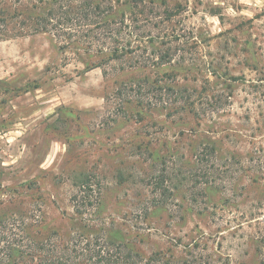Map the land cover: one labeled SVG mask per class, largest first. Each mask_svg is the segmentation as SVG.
Returning a JSON list of instances; mask_svg holds the SVG:
<instances>
[{"label":"rangeland","instance_id":"obj_1","mask_svg":"<svg viewBox=\"0 0 264 264\" xmlns=\"http://www.w3.org/2000/svg\"><path fill=\"white\" fill-rule=\"evenodd\" d=\"M155 4L161 18L142 20L140 31L128 23L142 37L132 48L149 54L152 37L179 48L161 73H176L191 102L135 108L136 91L119 89L151 83L156 69L88 70L96 42L62 51L69 39L53 33L0 41V214L50 240L55 264H97L115 240L143 259L132 264H152L157 252L171 262L264 264V0ZM166 8L177 13L170 21ZM202 92L222 96L216 111L187 105ZM202 144L216 146L211 162L198 161ZM164 162L172 181L156 206ZM80 173L96 185L82 215L73 202Z\"/></svg>","mask_w":264,"mask_h":264},{"label":"trees","instance_id":"obj_2","mask_svg":"<svg viewBox=\"0 0 264 264\" xmlns=\"http://www.w3.org/2000/svg\"><path fill=\"white\" fill-rule=\"evenodd\" d=\"M148 1L151 7L147 5ZM156 1L159 0H0V41L53 33L58 39L65 37L69 39L66 44L62 43L60 47L62 51L68 50L71 45L84 42L90 44L91 47L96 43L101 44L94 55L90 52L91 50L86 51V54L90 52L91 58L88 70L105 68L114 62L129 64L131 68L153 67L156 69L157 76L151 83L145 79L134 85H124L119 89L120 95L136 91L135 108L146 106V99L150 109L155 104L152 100L157 103L173 102L174 104L180 101L191 102L188 90L173 85L176 83V73H161L165 66L175 64L174 59L179 54V48H165L168 45L165 40L156 46L157 40L153 37L149 39L151 47L149 54L145 48H132V40L135 36H137L136 41L142 39L137 33L143 29L142 20L149 22L152 14L161 18L160 11L156 8L159 7L156 6ZM160 1L161 8L167 7V0ZM179 7L178 5L177 9ZM164 14V21H170L177 15L175 11L167 8ZM131 22L135 24L136 33L130 31L128 23ZM160 26L157 24L155 27ZM137 52L139 55L134 58ZM93 58H96V61H92ZM182 59L184 61V58ZM203 94V92L200 93L198 99L194 97V102L187 105L194 108L197 102H200L201 106H208L216 111L223 102L221 95H214L210 100L207 96L203 97ZM133 103L131 101V104ZM175 110V112L180 111L178 108ZM141 115V112H138V116ZM202 146V149L198 148L201 150L196 155L198 161L211 162V159L216 156V146L211 144H202ZM162 164L164 168L158 171L155 178V192L163 189L164 193L156 197L154 201L156 206L165 204L162 199L167 197L165 192H170L165 184L172 181L166 162ZM75 186L78 192L73 202L76 212L82 215L89 207L94 206L95 200L91 198L96 191L94 187L96 185L93 177L80 173L76 178ZM11 230L12 232L17 231L14 233V238L7 237ZM0 232H4L3 236L6 241L3 246L0 243V264H34L36 260L41 262L39 264H55L48 256L50 252H55L54 249L51 250L52 242L32 239L24 219L10 218L8 215L0 214ZM103 245L104 247L97 251V264H132L135 258H138L140 262L143 260L139 254L128 250V245L122 241H105ZM165 258L162 252H157L152 255L149 262L152 264H194L189 260L171 262Z\"/></svg>","mask_w":264,"mask_h":264}]
</instances>
